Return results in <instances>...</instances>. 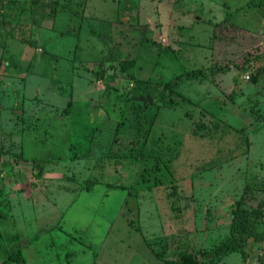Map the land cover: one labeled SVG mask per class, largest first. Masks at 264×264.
Returning <instances> with one entry per match:
<instances>
[{"label": "rangeland", "instance_id": "1", "mask_svg": "<svg viewBox=\"0 0 264 264\" xmlns=\"http://www.w3.org/2000/svg\"><path fill=\"white\" fill-rule=\"evenodd\" d=\"M181 252L264 264V0H0V264Z\"/></svg>", "mask_w": 264, "mask_h": 264}, {"label": "trees", "instance_id": "2", "mask_svg": "<svg viewBox=\"0 0 264 264\" xmlns=\"http://www.w3.org/2000/svg\"><path fill=\"white\" fill-rule=\"evenodd\" d=\"M84 188H88L87 186H84ZM227 247H234L233 241L230 242H221L220 246L217 251H221ZM195 261L193 259H190L189 255L186 252L179 253V256L177 259L170 262V264H193Z\"/></svg>", "mask_w": 264, "mask_h": 264}]
</instances>
